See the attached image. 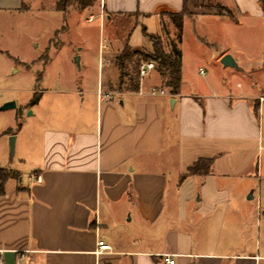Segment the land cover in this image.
<instances>
[{"label": "crops", "instance_id": "0c3cea01", "mask_svg": "<svg viewBox=\"0 0 264 264\" xmlns=\"http://www.w3.org/2000/svg\"><path fill=\"white\" fill-rule=\"evenodd\" d=\"M24 1L0 0V14L21 13ZM184 10L183 32L194 24L206 35L203 21L226 19L228 41L213 58L234 59L239 70L228 80L192 85L182 35L178 95H152L156 87H145L146 77L137 91L116 93L119 70L109 61L116 73L106 83L99 79L87 88L81 79L69 88L42 89L19 129V112L0 122V168L7 169L13 135L19 162L29 166L26 181L8 169L20 177L10 179L0 196L2 264H264L258 243L241 253L214 245L249 235L255 241L264 218V2L100 0L99 17L104 27L101 14L107 23L133 16L126 43L149 53L142 29L164 39L165 31H175L170 14ZM242 18L259 21V42L250 30L237 32L246 23ZM126 43L118 41L117 53ZM220 60L216 65L223 67ZM156 70L158 87L165 89L159 65ZM250 73H258L257 81ZM200 160H212L210 173L188 176ZM99 242L110 251L98 253Z\"/></svg>", "mask_w": 264, "mask_h": 264}, {"label": "rangeland", "instance_id": "374dc122", "mask_svg": "<svg viewBox=\"0 0 264 264\" xmlns=\"http://www.w3.org/2000/svg\"><path fill=\"white\" fill-rule=\"evenodd\" d=\"M59 2L60 0H25L27 9L21 13L0 14V107L10 102L16 103L15 109L0 111L1 124L7 123L8 116L14 112H19V120L21 116L23 118L29 116L32 110L27 109L30 107L31 101L39 96L38 91L42 89H57L60 87V83L64 84L63 88H69L73 80L79 82L81 79L86 82L87 88H95L99 79L106 83L107 76L116 73L113 66L107 68V63L111 61V64H114L115 57L120 54L117 53L118 41L122 44L128 41L130 34L135 29L136 20L114 18L112 23H107L104 15V27H101L100 0H95L92 6L85 9L72 0L69 5H66L65 11L57 10L56 6ZM216 6L212 4L210 8L214 10ZM91 17L94 19L89 21ZM242 19L246 20V23L238 29L236 28L237 32L243 34V30L245 32L250 30L253 41L259 42L261 40L260 30H262L259 21L249 20L250 18ZM222 20L226 19L203 21L201 29L206 35L196 32L194 24H187L184 32L182 31L183 48L190 61L188 69L192 76L189 78L192 77L190 82L196 87L216 79L228 80L234 73V68H223L216 65L220 59L215 62L213 58L228 41L227 29ZM247 27H251V29H247ZM175 32L171 35L168 33L171 40L175 39ZM237 32H234L236 37L238 36ZM200 35L208 37V43L213 45L201 42ZM145 40L146 43H150L146 38ZM167 40L165 37L164 41ZM200 43L206 49H202ZM77 58L80 60L79 64L76 63ZM81 60L83 61L81 62ZM133 72L132 65H129L123 74L119 72L117 80L112 84L113 91L121 93L130 90L133 83L129 76L135 77ZM249 76L252 80L257 81L259 75L250 73ZM157 77V70L152 71L145 78V87L150 85L157 88ZM40 78L42 81L39 80ZM244 80L248 81L246 77ZM239 81L241 82V80ZM194 86H191L192 90L195 89ZM158 89L160 88L158 87ZM162 89L169 93L168 89ZM165 100L171 107L172 98L167 97ZM165 113L167 112L165 111ZM166 116L165 114V119ZM13 136L17 138V135ZM1 140L0 151L2 149ZM17 144L16 140L15 154L10 160L8 139L4 168L19 171L26 181L29 175V166L19 162ZM255 204L256 201L251 203L253 206ZM262 211L264 212V195ZM259 228L260 234L255 241L249 235L242 239L235 237L233 243L214 245L222 248L226 246L234 253H241L249 251L258 243L263 253V217Z\"/></svg>", "mask_w": 264, "mask_h": 264}, {"label": "trees", "instance_id": "16d2710c", "mask_svg": "<svg viewBox=\"0 0 264 264\" xmlns=\"http://www.w3.org/2000/svg\"><path fill=\"white\" fill-rule=\"evenodd\" d=\"M72 0H60L57 4L58 11H65L66 5L70 4ZM79 4L83 9L92 6L95 0H73ZM189 3L192 0H185ZM219 15L231 16V12L225 7L217 5L215 9ZM188 16L186 10L181 13H172L170 18L175 28V39H170L168 32L165 31L164 36L167 37V41L158 36L149 35L145 28L142 29L143 36L152 44V51L146 53L145 51L134 50L125 44L121 53L115 57V65L120 73L123 74L127 70L129 65L133 66L134 76H129L132 81L130 90L137 91L139 86V66L144 61H156L159 63V71L163 78V85L170 91L171 95H178L181 86V69H182V53L179 49V45L182 42V31L184 25V19ZM133 16H122L119 18L132 19ZM131 33V32H130ZM137 57V59H135ZM46 64V63H45ZM39 96L34 98L30 107L38 103ZM21 127L18 116L17 129ZM212 166V160H200L191 167L188 168V176H205L210 173ZM20 175L12 170L0 168V196L5 193L6 183L10 179H19Z\"/></svg>", "mask_w": 264, "mask_h": 264}, {"label": "built area", "instance_id": "2783aa9c", "mask_svg": "<svg viewBox=\"0 0 264 264\" xmlns=\"http://www.w3.org/2000/svg\"><path fill=\"white\" fill-rule=\"evenodd\" d=\"M94 18L91 17L89 19V21H92ZM101 20H104V15L101 14ZM159 63L156 61H144L140 64L139 66V78L142 80L145 77H147L152 71L156 70L158 67ZM151 94L152 95H161V96H166L168 95L165 90L163 89H156V88H152L151 89ZM264 98H260V101H263ZM37 182H41V178L40 177H36ZM110 246L106 245L104 242H99L98 243V253H102V252H106V251H110ZM168 264H174V261L167 259L166 260ZM0 264L1 260H0Z\"/></svg>", "mask_w": 264, "mask_h": 264}, {"label": "water", "instance_id": "95a60500", "mask_svg": "<svg viewBox=\"0 0 264 264\" xmlns=\"http://www.w3.org/2000/svg\"><path fill=\"white\" fill-rule=\"evenodd\" d=\"M76 63L79 64V59H76ZM221 64L223 65L224 68H234L236 70H239L238 65L236 64V62L234 61V59L229 56L226 55L225 57L222 58L221 60ZM171 104H173V102H171ZM16 108V103L15 102H10L7 103L5 105H3L2 107H0V111H6L9 109H15ZM15 143H16V137L15 136H11L9 138V156H10V160L13 159L14 154H15ZM252 198V196H251Z\"/></svg>", "mask_w": 264, "mask_h": 264}]
</instances>
